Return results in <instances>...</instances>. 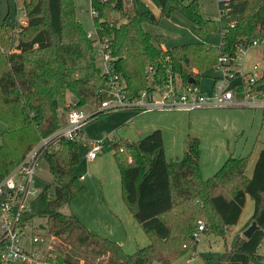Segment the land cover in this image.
Returning a JSON list of instances; mask_svg holds the SVG:
<instances>
[{
    "label": "trees",
    "instance_id": "trees-1",
    "mask_svg": "<svg viewBox=\"0 0 264 264\" xmlns=\"http://www.w3.org/2000/svg\"><path fill=\"white\" fill-rule=\"evenodd\" d=\"M149 1L161 16L178 12L198 33H217L221 45L185 43L163 48L145 29L146 24L159 22L145 0H91L93 26L107 40L116 83L129 97L169 77L198 85L203 71L216 64L221 52H233L241 38L264 36V0L218 1L217 21L202 15L199 0ZM20 9L25 13L24 25L0 24V124H4L0 179L42 138L65 125L72 108L91 109L88 120L110 112H96L112 79L97 65L95 46L76 16L74 0H21ZM254 87L264 94V69ZM112 146L122 199L149 243L127 253L116 241L90 231L76 215L61 211L86 190L75 173L86 151L82 152L79 141L60 137L42 155L51 174L40 193L43 209L24 219L46 218L44 231L58 237L54 250L61 259L71 264H170L193 250L195 234L210 232L226 242L248 195L258 229L250 238H237L226 247L218 264H262L264 148L250 176L248 156H229L204 178L196 137L185 140L181 158H166L160 129L140 139L121 138ZM47 190L52 191L50 197ZM200 222L203 230H198Z\"/></svg>",
    "mask_w": 264,
    "mask_h": 264
},
{
    "label": "rangeland",
    "instance_id": "rangeland-1",
    "mask_svg": "<svg viewBox=\"0 0 264 264\" xmlns=\"http://www.w3.org/2000/svg\"><path fill=\"white\" fill-rule=\"evenodd\" d=\"M156 16L157 25L146 24L145 29L157 37L156 44L166 48L185 43H205L218 46L217 33L201 34L180 13L169 17L160 15L159 9L145 0ZM189 0H185L188 2ZM201 13L214 21L218 20V0H199ZM76 16L86 32L94 31L91 0H74ZM21 0H0V24L12 26L21 16ZM259 60L264 65V48H254L249 61ZM220 72L213 66L205 69L199 80L200 92L210 90L213 77ZM71 95H68V99ZM87 114L91 109L82 108ZM4 124H0V131ZM154 129H160L166 158H181L184 142L196 137L200 147V172L204 178L214 174L229 156H248L246 174L251 175L259 151L264 148V107L228 106L194 110L183 109H117L103 113L81 124L79 147L87 151L89 143L102 141L103 148L95 160L85 157L75 169L82 176L85 192L75 196L61 208L65 214L76 215L92 232L119 243L125 252L133 253L149 243L148 236L125 205L121 195L120 171L113 157V141L121 138L140 139ZM138 132L144 133L137 135ZM51 180L46 160L42 157L34 176L31 191L39 192ZM33 212L43 209L40 198L28 197ZM253 200L246 195L237 223L232 227L226 242L222 236L201 232L193 250L177 257L170 264H218L226 247H230L252 223ZM46 218L34 217L27 225L35 230H45ZM51 234V233H49ZM53 239V238H52ZM58 243L57 236L54 238ZM264 264V242L259 248ZM186 259H189L186 262ZM153 264H163L154 261Z\"/></svg>",
    "mask_w": 264,
    "mask_h": 264
},
{
    "label": "built area",
    "instance_id": "built-area-1",
    "mask_svg": "<svg viewBox=\"0 0 264 264\" xmlns=\"http://www.w3.org/2000/svg\"><path fill=\"white\" fill-rule=\"evenodd\" d=\"M91 13L93 16L92 10ZM16 21L21 25L26 23L23 11ZM86 36L92 39L95 46L98 67L112 79L111 89L96 112L129 108L190 111L228 106L264 107V94H260L254 87L262 75L264 65L262 66L259 60L249 61L250 52L254 48H264L262 35L241 38L233 52L219 54L213 67L220 73L213 77L207 93L200 92L198 85L182 84L169 77L153 89H144L134 97L125 95L121 91V84L116 83L118 75L107 40L100 38L95 28L93 32H86ZM220 45L221 42L218 46ZM89 117L90 114L82 108H72L67 114L65 125L42 138L6 176L0 179V264H71L56 254L55 235L28 228L27 225L33 218L26 220L24 217L33 212L27 201L28 197L41 199L40 193L44 189L43 187L39 192L30 190L44 150L55 138L79 141L81 124ZM102 148V141L89 143L85 158L94 159ZM51 193V190L45 192L47 197H50ZM203 229L204 224L200 222L198 230ZM195 237L198 238L199 235L195 234ZM188 261L189 259H186V262Z\"/></svg>",
    "mask_w": 264,
    "mask_h": 264
},
{
    "label": "water",
    "instance_id": "water-1",
    "mask_svg": "<svg viewBox=\"0 0 264 264\" xmlns=\"http://www.w3.org/2000/svg\"><path fill=\"white\" fill-rule=\"evenodd\" d=\"M194 79H188V83H193ZM258 229V226L255 221H252L251 225L244 231L243 237L250 238L255 230Z\"/></svg>",
    "mask_w": 264,
    "mask_h": 264
},
{
    "label": "crops",
    "instance_id": "crops-1",
    "mask_svg": "<svg viewBox=\"0 0 264 264\" xmlns=\"http://www.w3.org/2000/svg\"><path fill=\"white\" fill-rule=\"evenodd\" d=\"M143 135L144 133H141V132H138V134L137 135ZM99 154V153H98ZM98 154L96 155V157L98 156ZM96 157L94 158V159H91V160H95L96 159ZM91 160H89V161H91Z\"/></svg>",
    "mask_w": 264,
    "mask_h": 264
}]
</instances>
